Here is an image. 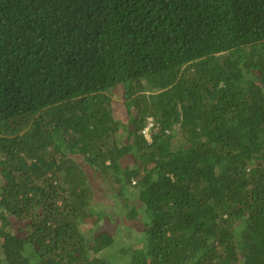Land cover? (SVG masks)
<instances>
[{
  "label": "trees",
  "instance_id": "16d2710c",
  "mask_svg": "<svg viewBox=\"0 0 264 264\" xmlns=\"http://www.w3.org/2000/svg\"><path fill=\"white\" fill-rule=\"evenodd\" d=\"M2 261L264 264V0H0Z\"/></svg>",
  "mask_w": 264,
  "mask_h": 264
},
{
  "label": "rangeland",
  "instance_id": "374dc122",
  "mask_svg": "<svg viewBox=\"0 0 264 264\" xmlns=\"http://www.w3.org/2000/svg\"><path fill=\"white\" fill-rule=\"evenodd\" d=\"M119 100V99H118ZM120 101V100H119ZM150 133V131H149ZM180 136V135H178ZM177 136V137H178ZM177 137L175 138L174 142L176 141ZM97 186V197H96V201L100 204H103L106 206V209H104L103 207H101L102 209H104L105 213H111L114 215L115 218V224L113 222H109L107 221V223L104 224V227L108 228L110 232H112L114 235L117 232V227L118 225H122L123 223L126 224V222L124 221V219H122L121 216V209L120 207L117 208L115 202H114V197H113V188L111 189L109 186L106 187L103 183L100 184H96ZM117 211H120L119 213ZM94 219H95V215H94ZM128 224V223H127ZM103 228V226H102ZM132 230H127L125 235H123V237H120L119 239H117V243L119 245H117V247L120 248L121 247H133L134 245H136L137 242V238L139 237L138 234L131 232ZM139 246H136L135 248H137ZM0 264H6L4 261L0 262Z\"/></svg>",
  "mask_w": 264,
  "mask_h": 264
},
{
  "label": "built area",
  "instance_id": "2783aa9c",
  "mask_svg": "<svg viewBox=\"0 0 264 264\" xmlns=\"http://www.w3.org/2000/svg\"><path fill=\"white\" fill-rule=\"evenodd\" d=\"M154 125V122L152 121V118L149 119V124L148 127H146L143 131V133L145 134V136L150 139V135H149V128L152 127Z\"/></svg>",
  "mask_w": 264,
  "mask_h": 264
},
{
  "label": "clouds",
  "instance_id": "9594fccd",
  "mask_svg": "<svg viewBox=\"0 0 264 264\" xmlns=\"http://www.w3.org/2000/svg\"><path fill=\"white\" fill-rule=\"evenodd\" d=\"M150 119V118H149ZM135 183V182H134Z\"/></svg>",
  "mask_w": 264,
  "mask_h": 264
}]
</instances>
